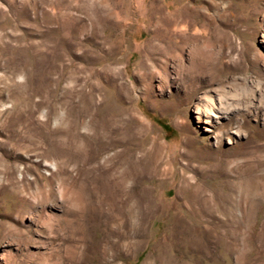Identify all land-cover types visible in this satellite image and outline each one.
I'll list each match as a JSON object with an SVG mask.
<instances>
[{
    "label": "rangeland",
    "instance_id": "obj_1",
    "mask_svg": "<svg viewBox=\"0 0 264 264\" xmlns=\"http://www.w3.org/2000/svg\"><path fill=\"white\" fill-rule=\"evenodd\" d=\"M0 264H264V0H0Z\"/></svg>",
    "mask_w": 264,
    "mask_h": 264
},
{
    "label": "bare ground",
    "instance_id": "obj_2",
    "mask_svg": "<svg viewBox=\"0 0 264 264\" xmlns=\"http://www.w3.org/2000/svg\"><path fill=\"white\" fill-rule=\"evenodd\" d=\"M229 83V82H228ZM237 87L236 83H232ZM239 93H227L221 94L218 97V103L213 102L209 103L208 108H205L206 117L210 118L211 116H218L221 118H229L233 113L240 110L252 111L259 108H262V101L254 98L255 91L257 88L252 87H237ZM208 122V121H206Z\"/></svg>",
    "mask_w": 264,
    "mask_h": 264
}]
</instances>
